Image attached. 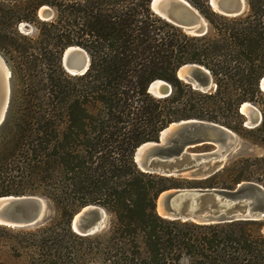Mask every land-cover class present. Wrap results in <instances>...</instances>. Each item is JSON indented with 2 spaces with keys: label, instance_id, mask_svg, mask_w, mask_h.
Masks as SVG:
<instances>
[{
  "label": "trees",
  "instance_id": "trees-1",
  "mask_svg": "<svg viewBox=\"0 0 264 264\" xmlns=\"http://www.w3.org/2000/svg\"><path fill=\"white\" fill-rule=\"evenodd\" d=\"M187 1L207 23L201 35L157 16L149 0H0V40L16 81L0 123V195L51 201L52 218L31 234L38 264H264L263 220L197 223L154 210L165 189H232L243 180L264 187L251 159L204 178L143 172L132 159L138 144L179 119L213 121L243 137L242 102L258 107L260 122L248 131L259 137L248 139L264 145V0H245L247 9L234 16L207 0ZM42 5L51 18L37 16ZM19 22L33 23L36 35H21ZM69 45L88 55L82 74L61 67ZM185 63L207 69L214 88L202 92L179 79ZM155 79L170 93H148ZM87 204L108 212L104 233L70 229V217Z\"/></svg>",
  "mask_w": 264,
  "mask_h": 264
},
{
  "label": "water",
  "instance_id": "water-1",
  "mask_svg": "<svg viewBox=\"0 0 264 264\" xmlns=\"http://www.w3.org/2000/svg\"><path fill=\"white\" fill-rule=\"evenodd\" d=\"M207 3L214 11L226 16L238 15L246 10L245 0H207ZM149 8L160 18L192 35H201L207 30L206 21L187 0H149ZM37 14L41 19H48L52 11L48 6L42 5ZM0 61L5 71L3 77L0 75L1 123L9 101L10 70L1 56ZM60 64L70 75L82 74L88 66V55L79 46L69 45L60 55ZM175 74L193 89L206 92L214 88L209 72L199 64H182ZM258 87L264 92V75L259 79ZM170 91V84L162 79H155L147 86V92L156 97L166 96ZM238 110L246 116L244 125L253 127L259 124L261 114L254 105L243 102ZM235 140V133L219 123L197 118L179 119L161 128L155 140L138 144L132 159L136 167L143 172L204 178L222 166L221 162L233 148ZM201 144H212L214 147L205 152L189 151L190 148ZM154 209L163 218L197 223L262 220L264 187L257 182L243 180L232 189H165L156 196ZM45 210L46 199L42 196L0 195L2 225H36L44 218ZM106 216L103 207L87 204L70 217L69 227L79 235H90L104 228Z\"/></svg>",
  "mask_w": 264,
  "mask_h": 264
},
{
  "label": "rangeland",
  "instance_id": "rangeland-1",
  "mask_svg": "<svg viewBox=\"0 0 264 264\" xmlns=\"http://www.w3.org/2000/svg\"><path fill=\"white\" fill-rule=\"evenodd\" d=\"M246 9H247V6H246ZM51 11H52V9H51ZM52 15H53V11H52ZM52 15H51V17H52ZM37 16H38V14H37ZM41 20H46V19H41ZM16 28L21 35L23 34V35L30 36V37H34L36 35V31L34 30V24L33 23L19 22V23H17ZM183 31L185 33H187L185 30H183ZM187 34H190V33H187ZM9 54H10V52L7 48V44L3 40H0V56L4 60L8 69L10 70V77H9V100H10L11 91L14 88V85L16 87V81H15V83L12 81L13 77H12V72H11V67H10V56H9ZM19 88L21 89L20 86H19ZM254 106L258 109V107L256 105H254ZM258 111H259V109H258ZM243 117H244L243 126H244V128H247V129L241 130V131L239 130L241 132V134L243 135V137L240 134H238L237 132L232 130L236 135L235 144H234L233 148L230 150L229 154L223 158L221 165L223 166L224 163L229 162V161L234 160V159L249 158L256 165L255 167H251L250 169L252 171H254L255 175L260 174L261 176L264 177V145L253 143V141L248 139V137L249 138L250 137H256V139H258L259 134L248 131L249 130L248 128H252V127L250 125H247V126L244 125V121L246 120V116H243ZM263 135H264V132H263ZM244 137H247V139ZM213 147L214 146L212 144H201V145H197L195 147L190 148L189 151L205 152V151L211 150ZM176 176H180V175H176ZM182 177H184V176H182ZM186 178H188V177H186ZM246 181H251V180H246ZM36 189L40 190L39 187ZM21 194H32V195H38V196L44 197L46 199L45 216L40 223H38L36 225L26 226V227H11V226L0 224V264H38L37 263V257L40 254H39L38 248L32 246L33 242H32L31 234L34 231V227L45 226L50 221V219L52 218V215H53V208H52V204H51V201L49 200V198H47L43 195H40L39 193H18V194H11V195H21ZM106 213H107V216L105 218L104 228L101 231L93 233V234H101L107 230V228L109 226V214L107 211H106ZM262 220L264 221V219H262ZM263 229H264V225L262 227V232L264 233ZM93 234H90V235H93Z\"/></svg>",
  "mask_w": 264,
  "mask_h": 264
},
{
  "label": "bare ground",
  "instance_id": "bare-ground-1",
  "mask_svg": "<svg viewBox=\"0 0 264 264\" xmlns=\"http://www.w3.org/2000/svg\"><path fill=\"white\" fill-rule=\"evenodd\" d=\"M3 74H5V71H4V68H3L1 61H0V75H2V77H3Z\"/></svg>",
  "mask_w": 264,
  "mask_h": 264
}]
</instances>
